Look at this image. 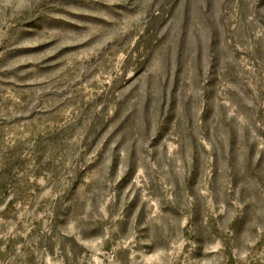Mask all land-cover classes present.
<instances>
[{"label": "rangeland", "instance_id": "374dc122", "mask_svg": "<svg viewBox=\"0 0 264 264\" xmlns=\"http://www.w3.org/2000/svg\"><path fill=\"white\" fill-rule=\"evenodd\" d=\"M0 264H264V0H0Z\"/></svg>", "mask_w": 264, "mask_h": 264}]
</instances>
